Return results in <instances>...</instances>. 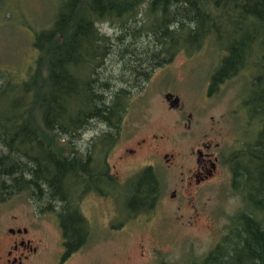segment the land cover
Instances as JSON below:
<instances>
[{
    "label": "trees",
    "instance_id": "1",
    "mask_svg": "<svg viewBox=\"0 0 264 264\" xmlns=\"http://www.w3.org/2000/svg\"><path fill=\"white\" fill-rule=\"evenodd\" d=\"M6 2L0 0V8ZM103 23L119 27V39H145L139 58L159 55L158 67L180 51L211 44L220 56L210 93L244 77L236 109L253 136L244 132L245 139L222 155L231 190L244 208L219 242L189 264H264V0H57L49 26L33 31L36 53L25 76L0 73V201L25 194L46 202L50 211V200L58 196L63 241L70 245L78 235L76 220H84L74 198L86 189L91 163H102L116 146L126 108V90L111 96V86L96 77L112 51L98 27ZM136 63L130 73H140L143 64ZM94 124L106 128L88 140L85 157L72 138L82 141ZM110 182L132 197L134 212L140 205L152 208L158 199L157 178L149 169L127 184L118 185L113 176Z\"/></svg>",
    "mask_w": 264,
    "mask_h": 264
},
{
    "label": "rangeland",
    "instance_id": "2",
    "mask_svg": "<svg viewBox=\"0 0 264 264\" xmlns=\"http://www.w3.org/2000/svg\"><path fill=\"white\" fill-rule=\"evenodd\" d=\"M56 2L7 0L0 8L1 74L12 79L25 76L36 53L33 31L49 26ZM98 27L110 38L112 51L96 77L100 84L111 86L107 92L111 96L120 89L127 92L118 141L108 153V163L122 180L146 165L153 166L158 201L152 208L134 212L132 197L123 193L113 199L84 195L80 211L90 228L87 243L63 262L60 198H50L52 207L46 211V202L39 203L35 197L6 196L0 201V256L20 237L8 230L25 228L27 233L21 237L30 240L37 253L24 264H189L200 260L219 242L244 203L231 190L228 167L218 166L216 174L200 184L193 178L187 181V171L196 166L194 152L203 144L210 143L214 154L224 155L245 139L244 132L253 136L245 131L246 119L236 109L244 77L229 79L210 93V77L220 56L211 44L189 54L180 51L158 67L159 55L139 58L145 39H119V27L110 23ZM126 46L128 51H119ZM139 59L140 73H130ZM168 93L179 98V109L169 107ZM91 127L82 141L72 138L78 151H88V140L106 128ZM126 149L137 151L128 157ZM166 154L174 156L171 164ZM75 201L77 195L76 206Z\"/></svg>",
    "mask_w": 264,
    "mask_h": 264
},
{
    "label": "flooded vegetation",
    "instance_id": "3",
    "mask_svg": "<svg viewBox=\"0 0 264 264\" xmlns=\"http://www.w3.org/2000/svg\"><path fill=\"white\" fill-rule=\"evenodd\" d=\"M170 94V93H168ZM167 95V94H166ZM165 95V96H166ZM172 95V94H171ZM176 96L172 95V99H174ZM180 103L177 107L179 109ZM115 147V146H114ZM217 146L215 145V149ZM137 150L132 149H126V156L132 157L135 155ZM90 150L86 151L85 157H87ZM196 159H195V167L192 170L187 171V181L190 179H194L196 184H200L203 182H206L208 179H211L217 172L218 166L223 165L222 163V154H214L212 151L211 144H203L202 149H196L195 152ZM167 154L164 156L166 162L168 164H171L170 161L174 159L173 155H170L169 158H167ZM100 159V158H99ZM224 166V165H223ZM149 169L152 173L155 174L154 168L151 165H146L144 168H142L139 171L134 172L132 175L127 176V180H122L118 173L113 172L111 165L108 163V153L105 154L103 157L102 163L100 164H93V162L90 165L89 169V175L85 181L86 189H82V194L77 195V201H78V211L81 217L83 218L84 222H80V220L77 218L76 223V231L78 235L76 236L75 240L72 244L66 245L63 241V251L61 256V261H65L75 253L79 252L87 243L88 235L90 233V228L88 226L87 220L82 216V213L80 211V205H81V199L84 195H95L98 198L101 199H110L117 197L116 193L122 194L118 189H115L112 187L110 182V176L114 177V181L118 185L127 184L128 182L132 181L135 177H137L143 170ZM82 182V183H83ZM158 185V181H157ZM158 187L157 186V194H158ZM176 195L175 192L172 193V197ZM158 201V200H157ZM141 206V205H140ZM139 206V209H140ZM142 207V206H141ZM137 211H140V210ZM136 215V214H135ZM122 225V224H121ZM8 233L16 237V235L20 236L19 239L15 238L13 243L9 245V248L6 250L5 255L0 256V264H24L25 261H28L30 256L37 253V248L35 246H32L30 243V240H24L21 236L27 233V230L24 229H9ZM5 258V259H4Z\"/></svg>",
    "mask_w": 264,
    "mask_h": 264
},
{
    "label": "water",
    "instance_id": "4",
    "mask_svg": "<svg viewBox=\"0 0 264 264\" xmlns=\"http://www.w3.org/2000/svg\"><path fill=\"white\" fill-rule=\"evenodd\" d=\"M165 100L169 104V107L171 109H177V107L179 105V98L178 97H175L174 99H172V95L171 94H167L165 96Z\"/></svg>",
    "mask_w": 264,
    "mask_h": 264
}]
</instances>
